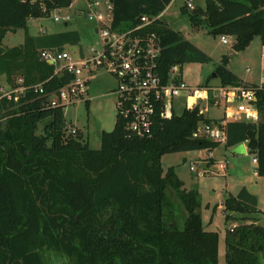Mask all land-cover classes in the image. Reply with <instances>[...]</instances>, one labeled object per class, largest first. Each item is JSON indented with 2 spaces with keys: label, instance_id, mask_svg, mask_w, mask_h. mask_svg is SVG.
I'll list each match as a JSON object with an SVG mask.
<instances>
[{
  "label": "trees",
  "instance_id": "obj_1",
  "mask_svg": "<svg viewBox=\"0 0 264 264\" xmlns=\"http://www.w3.org/2000/svg\"><path fill=\"white\" fill-rule=\"evenodd\" d=\"M111 1L113 25L123 29L142 14H159L172 0ZM202 1L191 10L180 7L192 27L234 36V51L255 36L264 45V0ZM70 2L0 0V82L4 78L14 85L21 76L28 86L16 101L0 98V264H52L42 257L43 249L60 253V264H219V236L203 228L197 190L183 187L174 167L164 171L160 161L166 153L218 147L219 141L193 136L199 123L215 119L184 108L179 115L156 117L151 136L138 137L116 114L113 128L100 132L99 148H91L79 130L67 132L63 107L43 106L46 97L29 87L45 81L49 93L73 78L65 70L54 74V65L38 52L79 45L78 30L31 35L27 27L28 19ZM19 28L23 42L3 46L4 35ZM147 28L161 39L158 70L163 79L173 65L211 60L164 20ZM226 64L222 56L212 73L220 84L238 83ZM255 105L256 122H226L224 146L246 141L249 153L257 155V174L264 176V90L257 91ZM167 189L186 210L181 228L171 219ZM222 209L225 219L231 213L241 218L224 233V264H260L264 226L255 221L260 212L256 196L244 186L236 194L226 192Z\"/></svg>",
  "mask_w": 264,
  "mask_h": 264
},
{
  "label": "built area",
  "instance_id": "obj_2",
  "mask_svg": "<svg viewBox=\"0 0 264 264\" xmlns=\"http://www.w3.org/2000/svg\"><path fill=\"white\" fill-rule=\"evenodd\" d=\"M33 1V0H32ZM81 11L92 21L95 44H91L86 52L82 46L67 44L62 49L42 48L39 58L54 65V74L63 70L71 73L73 78L55 91L46 93L43 82L32 86L35 92L45 96V107H65L76 102H86L88 84L94 71L102 70L111 75L115 85L111 93L115 96L116 114L124 122L127 131L138 137H149L153 132L156 117L169 118L173 114L172 102L177 96H185V108L191 110L199 107V114H204L211 106H220L223 116L209 123L201 122L193 132L194 137H206L224 143L226 140L225 125L228 120L256 122L258 110L255 105L257 91L264 90V75L257 84L240 80L234 84H212L205 82L198 87H189L182 79L179 65L171 66L167 79H163L158 70V58L162 50L159 35L147 27L158 19L162 12L156 15L142 14L136 24L127 28H117L113 25L111 0H82ZM77 5L71 0L66 6ZM183 6L191 10L193 0H184ZM64 8V7H63ZM60 8L50 11L51 19L67 21L69 15L57 12ZM222 43H227V35H219ZM74 47V48H73ZM72 53H76L75 56ZM23 78L15 77L14 85L0 83V98L17 100L25 89ZM68 133L75 134L77 127L67 125ZM245 153H249L247 142ZM253 172L257 173L258 159L256 153H251ZM190 170H196L194 164ZM219 171L226 170L224 160L218 162ZM201 173L204 168L200 169ZM198 173V172H197Z\"/></svg>",
  "mask_w": 264,
  "mask_h": 264
},
{
  "label": "rangeland",
  "instance_id": "obj_3",
  "mask_svg": "<svg viewBox=\"0 0 264 264\" xmlns=\"http://www.w3.org/2000/svg\"><path fill=\"white\" fill-rule=\"evenodd\" d=\"M77 5L66 9H58L61 15H69L67 24L63 20L53 21L51 13L42 16L38 20L28 19L30 31L34 32L37 28L45 31L60 30L63 28H74L79 31L80 42L86 52L89 51L91 44H95V34L93 33V22L89 21L81 11L82 0H76ZM184 0H172L162 13V20L168 23L174 30L180 31L186 39L195 44L198 48L206 51L211 60L206 63L188 62L179 67L182 79L191 88L198 87L208 82L215 84L216 78H211L215 64L222 56L227 57L226 67L235 74L239 75L247 82L259 83L264 75V45L261 44L258 36L243 50L234 51L231 45L234 36L227 35V43H222L219 35H212L207 32L203 25L192 27L187 15L180 12V7ZM195 6H203L202 0H193ZM194 6V7H195ZM40 32V31H39ZM24 30L17 29L14 32H7L2 45L14 46L23 41ZM231 51H234L231 53ZM73 56L76 53H72ZM6 82L2 78L0 83ZM115 81L108 73L97 70L91 74L89 88L90 99L87 102H76L66 105L63 108L64 116L67 122L77 127L82 135V140L86 138L91 148H99L100 132L102 130H111L113 128L116 108L114 105L115 96L111 93ZM186 97L177 96L173 98L172 110L176 115L181 114L185 108ZM222 108L220 106L209 107L204 112L205 116L215 117L220 115ZM72 122V123H71ZM38 133H41V126ZM85 137V139L83 138ZM212 157V158H209ZM203 158V159H202ZM214 158V159H213ZM228 161L226 171L218 170V159ZM161 166L165 171L173 166L178 178L183 181V187L187 189H196L200 200V214L203 228L209 231H215L219 236L218 262L224 264V233L226 229L238 224L241 221L239 214L231 213L228 219H225L226 212L222 209L221 202L226 196L227 190L236 191L242 180L247 178V185L257 197L259 208V224L264 226V177L256 178L253 174V165L251 163V153L232 154L231 148H226L224 143L208 151L206 149H197L190 151H180L166 153L162 155ZM194 164L196 170H190V165ZM201 166L204 172L199 174ZM198 172V173H197ZM229 173V175H228ZM168 199L171 201L170 207L165 208V213L170 210L171 219L176 226L181 228L186 216V210L181 201L174 194V191L167 189ZM255 214V215H256ZM42 257L52 264H60L61 254L52 250L40 251ZM260 264L264 260L260 257Z\"/></svg>",
  "mask_w": 264,
  "mask_h": 264
},
{
  "label": "crops",
  "instance_id": "obj_4",
  "mask_svg": "<svg viewBox=\"0 0 264 264\" xmlns=\"http://www.w3.org/2000/svg\"><path fill=\"white\" fill-rule=\"evenodd\" d=\"M169 5V4H168ZM67 7H64V8H60V9H66ZM166 9V8H165ZM164 9V10H165ZM163 10V11H164ZM163 11H162V13H163ZM39 18H41V17H38V18H30V19H33V20H38ZM70 19V18H69ZM68 19V20H69ZM161 19H162V16H161ZM67 20V21H68ZM67 21H63L64 23V25L65 24H67ZM27 27H28V32L31 34V35H36V34H39V33H43V32H47V31H45L43 28L42 29H39V28H37L34 32H32V31H30V29H29V26H28V22H27ZM68 29H74V28H63V29H60V30H54V31H49V33H52V32H59V31H63V30H68ZM40 31V32H39ZM79 32V31H78ZM23 42V41H22ZM21 42V43H22ZM21 43H19V44H21ZM81 43V42H80ZM18 45V44H17ZM7 47H11V46H7ZM202 50V49H201ZM204 51V50H203ZM205 53H206V51H204ZM230 70V69H229ZM234 73V72H233ZM235 74V73H234ZM237 75V74H236ZM239 78H240V80H245V79H243L242 77H240L239 75H237ZM217 79V78H216ZM246 81V80H245ZM90 82H91V80L89 81V84H88V93H89V88H90ZM219 83V80L217 79V81H215V84H218ZM89 99H90V96H89V94H87V100H86V104H87V102L89 101ZM211 107H215V106H211ZM209 109V108H208ZM203 116H205L204 114H203ZM223 116V110H222V112H221V114L220 115H218V116H215V117H209V116H205V117H208V118H211V119H215V120H217V119H220L221 117ZM72 123V122H71ZM73 124V123H72ZM84 139H85V137H83ZM87 139L88 138H86L85 139V141L88 143V141H87ZM232 154H236V153H232ZM209 158H212V157H209ZM203 159V158H202ZM214 159V158H213ZM221 160H224L225 161V158L224 159H218V161L217 162H219V161H221ZM225 163H226V173H227V168H228V161H225ZM253 165V164H252ZM201 168H206V169H208L207 167H203V166H201ZM219 170V169H218ZM253 174H254V176L256 177V178H260V177H264V176H259L257 173H255V172H253ZM177 175V174H176ZM228 175H229V173H228ZM183 182V181H182ZM246 187L247 188V190L249 191V192H251L252 193V191H251V189L248 187V185H247V178H244V180H242V182H241V184L239 185V188L236 190V191H230V190H227V192H230V193H232V194H236L238 191H239V189L241 188V187ZM254 194V193H253ZM255 195V194H254ZM256 196V195H255ZM257 198V197H256ZM223 201V200H222ZM221 206H222V202H221ZM257 208L261 211V209L259 208V205H258V202H257ZM258 214V213H257ZM257 214L255 215V221H256V223H258L259 224V220H258V216H257ZM236 225V224H235ZM234 226V225H233ZM233 226H231V227H233ZM204 227V226H203ZM230 227V228H231Z\"/></svg>",
  "mask_w": 264,
  "mask_h": 264
},
{
  "label": "water",
  "instance_id": "obj_5",
  "mask_svg": "<svg viewBox=\"0 0 264 264\" xmlns=\"http://www.w3.org/2000/svg\"><path fill=\"white\" fill-rule=\"evenodd\" d=\"M74 48V47H73ZM234 51H231V53H233ZM211 78H216V74L212 73L211 74ZM191 111L194 114H199V107L198 105H195ZM231 152L232 153H236V154H245V150H244V145L242 143H239L237 145H235L234 147L231 148Z\"/></svg>",
  "mask_w": 264,
  "mask_h": 264
}]
</instances>
